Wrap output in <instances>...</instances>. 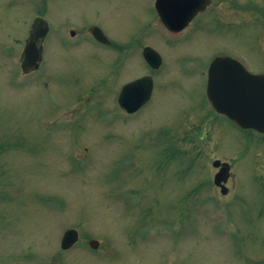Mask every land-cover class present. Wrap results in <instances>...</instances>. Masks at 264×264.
<instances>
[{"label": "rangeland", "instance_id": "374dc122", "mask_svg": "<svg viewBox=\"0 0 264 264\" xmlns=\"http://www.w3.org/2000/svg\"><path fill=\"white\" fill-rule=\"evenodd\" d=\"M155 1L0 0V264H264V135L218 115L206 93L218 53L264 74V28L205 26V14L168 42ZM245 2L262 21L264 0ZM38 17L50 30L28 73ZM92 26L113 45H94ZM148 74L151 100L126 115L121 87ZM215 160L231 165L225 195ZM68 229L80 241L63 251Z\"/></svg>", "mask_w": 264, "mask_h": 264}, {"label": "water", "instance_id": "95a60500", "mask_svg": "<svg viewBox=\"0 0 264 264\" xmlns=\"http://www.w3.org/2000/svg\"><path fill=\"white\" fill-rule=\"evenodd\" d=\"M210 1L159 0L157 10L168 28L180 30ZM46 33L47 29L38 31L26 48L25 58L30 67H39L41 55L37 42L45 37ZM144 56L152 68L160 67L162 60L155 50L145 49ZM153 87L152 77H144L125 85L119 96L120 106L128 113L137 112L151 99ZM207 96L218 113L227 116L241 128L264 133V75L251 74L237 60L219 56L212 62L209 70ZM213 166L220 168L214 182L221 186L222 193L226 194L227 188L224 184L230 177V165L217 160ZM79 237L76 229L67 230L62 239V249H71L79 241ZM99 245L97 240L90 242L93 249H97Z\"/></svg>", "mask_w": 264, "mask_h": 264}, {"label": "flooded vegetation", "instance_id": "af4514ba", "mask_svg": "<svg viewBox=\"0 0 264 264\" xmlns=\"http://www.w3.org/2000/svg\"><path fill=\"white\" fill-rule=\"evenodd\" d=\"M158 1L159 0H156L155 1V16H156V18L154 19V21L157 23V25H161L162 26V28H163V32H156L157 33V35L158 36H160V37H164L165 39H166V41H168V42H172L173 40H175V39H178V37H183V36H185V35H187V34H185V33H187L189 30H191V29H193L194 28V26L192 27V25L197 21V19L200 17V16H203V15H205V14H210V18H201V19H203V21H204V24H205V26L207 25V24H209V25H211V24H213V25H222L224 28L226 27V28H229V29H231L233 26H238V27H240L242 24H246V23H250L251 21H253V19H254V21L255 22H258V23H260V24H262V26H263V28H264V19H262V21L258 18V17H261V16H263V15H261V13L259 12V10L257 9V6H255V8L256 9H253L252 7H250V5L249 4H247L246 2H245V0H228V1H221V2H219V1H215V0H211L210 1V3L203 9V10H201V11H199L196 15H195V17L193 18V20L191 21V23L185 28V29H183V30H181V31H179V32H172V31H169V30H167L165 27H164V25H163V23H162V18H161V16H160V14H159V12H158V10H157V4H158ZM234 1H238V2H234ZM191 3V2H190ZM202 2H200V4H201ZM214 5H218V6H223V7H221L219 10H221L222 12H218V13H214V12H212L211 11V9H212V7L214 6ZM220 15V16H219ZM235 16V17H237V19H234V20H231L229 17H231V16ZM247 17H250V18H248L247 19ZM39 21H38V23L36 24V28L38 27V25L39 24H42V25H45V23L41 20V19H38ZM153 21V22H154ZM253 21V22H254ZM204 24H203V26L202 27H200L199 26V29H201V28H204ZM192 27V28H191ZM36 28H35V30H36ZM165 30L166 31H168L169 32V34H166L165 33ZM190 33V32H189ZM188 33V34H189ZM105 34V33H104ZM82 35H83V37H84V34L82 33ZM106 35V34H105ZM179 38V39H180ZM170 39L172 40V41H170ZM111 41V40H110ZM259 40H257V47H260V49H259V51H261V53H262V59L261 60H263V62H264V47L263 48H261V46L262 45H260L259 44V42H258ZM111 43H112V41H111ZM110 43V45L112 46L113 45V43L111 44ZM130 44H131V42L129 43L128 42V45H129V47H130ZM115 45V44H114ZM116 46V45H115ZM147 47H151V46H145L144 48H143V52L145 51V49L147 48ZM152 48V47H151ZM112 50H116V49H112ZM111 50V51H112ZM130 49H128V50H124L125 51V56H126V54H132V52L134 51H129ZM156 50V49H155ZM157 51V50H156ZM159 52V51H158ZM218 55H226V56H229L228 54H223V53H221V54H219L218 53ZM218 55H216V56H218ZM230 57H233V56H230ZM233 58H235V57H233ZM235 59H237V58H235ZM237 60H239V59H237ZM145 61V60H144ZM240 62H242L244 65H245V67L246 68H248L249 70L250 69H252V67H248L245 63H244V61L242 60V59H240L239 60ZM246 62V61H245ZM145 63H146V61H145ZM146 65L148 66V68L150 69V71L151 72H154V71H156V70H160L161 68H159V69H152L147 63H146ZM163 65V64H162ZM162 67V66H161ZM263 68H264V66H263ZM251 71V70H250ZM254 72V71H253ZM255 73V72H254ZM261 73H264V71L263 72H261ZM148 75H151V74H148ZM148 75H146V76H148ZM152 76V75H151ZM141 77H144L143 75L142 76H140V77H138V78H136V79H139V78H141ZM135 79V80H136ZM134 81V80H133Z\"/></svg>", "mask_w": 264, "mask_h": 264}]
</instances>
